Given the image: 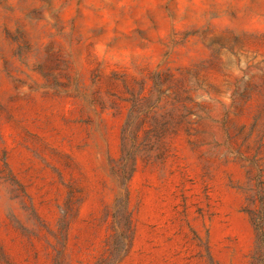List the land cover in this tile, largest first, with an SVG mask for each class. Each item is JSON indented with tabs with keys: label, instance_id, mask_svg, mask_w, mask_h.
<instances>
[{
	"label": "rangeland",
	"instance_id": "rangeland-1",
	"mask_svg": "<svg viewBox=\"0 0 264 264\" xmlns=\"http://www.w3.org/2000/svg\"><path fill=\"white\" fill-rule=\"evenodd\" d=\"M0 264H264V0H0Z\"/></svg>",
	"mask_w": 264,
	"mask_h": 264
}]
</instances>
